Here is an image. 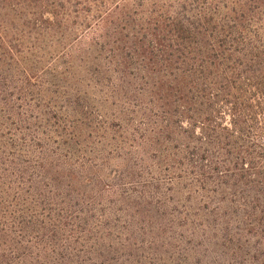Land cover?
Segmentation results:
<instances>
[{
	"label": "trees",
	"instance_id": "obj_1",
	"mask_svg": "<svg viewBox=\"0 0 264 264\" xmlns=\"http://www.w3.org/2000/svg\"><path fill=\"white\" fill-rule=\"evenodd\" d=\"M78 42L102 101L62 111ZM134 223L264 264V0H0V264H136Z\"/></svg>",
	"mask_w": 264,
	"mask_h": 264
},
{
	"label": "rangeland",
	"instance_id": "obj_2",
	"mask_svg": "<svg viewBox=\"0 0 264 264\" xmlns=\"http://www.w3.org/2000/svg\"><path fill=\"white\" fill-rule=\"evenodd\" d=\"M85 47L86 43L78 42L74 46L70 56L73 59L74 66L70 67L71 69L66 73H62L63 69H61L57 77L54 78V82L61 85L57 92H53L52 87L49 85L44 86L42 89V93L46 97L55 99V95L58 94L60 96L55 101L56 107L59 109L62 108V111H64V107H73V105L69 106L63 102L61 99L62 91H65L66 96L64 97H67L66 99L69 104L74 103L75 105V101L77 102L78 100L77 109L86 103L93 106L101 104L102 99L98 88L93 83L86 86L87 80L85 78L88 77V74L85 69L89 68L90 63L85 66L81 64L84 59L79 60L81 54L85 51ZM91 56L84 61L95 64ZM77 88L80 90V97L75 100V91ZM102 105L107 108L110 107L108 103ZM81 128L85 131L82 135L86 136V131H88L87 127L82 125ZM97 140L93 137V141L96 142ZM92 148L94 147L92 146ZM101 149H107L106 143L103 144ZM105 155L108 156V154ZM113 155L109 157L107 164L102 167L100 175H110V177L115 178L123 171L125 165L122 157L116 155V153ZM153 217H155L153 221H157L156 216L154 215ZM218 223L219 221H217ZM137 225H141V223H134L133 228L130 226L133 233V244L129 245L128 248H123L120 241H118L119 243L117 245L114 243L111 244L112 247L119 248L114 257L123 258L121 259L123 262L129 261V259H135L136 264H250V255L245 243L243 241H236L235 239L229 242V237L225 238V234H222L221 230H218L217 234H208L206 236L198 235L196 238L189 240L190 237L176 230L170 233L167 232L166 234L164 231L154 229L152 231L148 230L144 234V229L136 228ZM213 225L215 226V223L211 222L210 226ZM206 231L209 232V227L206 228Z\"/></svg>",
	"mask_w": 264,
	"mask_h": 264
}]
</instances>
